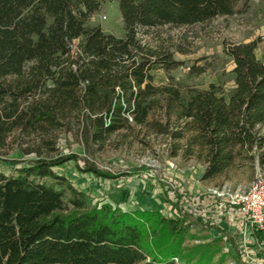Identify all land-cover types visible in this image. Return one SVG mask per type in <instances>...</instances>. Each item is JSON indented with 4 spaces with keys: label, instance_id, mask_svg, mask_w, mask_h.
I'll return each mask as SVG.
<instances>
[{
    "label": "trees",
    "instance_id": "1",
    "mask_svg": "<svg viewBox=\"0 0 264 264\" xmlns=\"http://www.w3.org/2000/svg\"><path fill=\"white\" fill-rule=\"evenodd\" d=\"M106 0H0V264H214V241L188 246L198 223L158 210L94 204L55 168L113 177L88 158L62 153L64 133L88 150L113 135L164 136L171 158L204 165L219 187L264 167V53L260 38L225 42L234 84L191 85L172 72L192 49L170 30L247 12L251 0H115L125 33L90 24ZM208 65H194L199 76ZM164 70L167 83H156ZM224 261L223 255H221Z\"/></svg>",
    "mask_w": 264,
    "mask_h": 264
},
{
    "label": "rangeland",
    "instance_id": "2",
    "mask_svg": "<svg viewBox=\"0 0 264 264\" xmlns=\"http://www.w3.org/2000/svg\"><path fill=\"white\" fill-rule=\"evenodd\" d=\"M90 24H101L110 33L123 36L124 20L119 3L106 0L94 14ZM187 35L192 49L189 55L177 53L178 59L186 64L172 74L191 85L207 87L211 82L223 83L227 92L234 89V64L224 53L225 42H242L260 38L258 54L264 53V0H251L247 12L232 17L212 20L208 25L194 26L186 30H170L178 38ZM208 65V70L199 76L191 75L194 65ZM156 83H167L164 70L156 72ZM62 153H76L88 158L100 170L113 177H103L94 172L81 170L84 159L70 161L55 170L69 178L80 190L91 198L94 204L111 203L122 210H158L166 216L188 218L196 222L190 234L196 240H187L188 246L213 242L221 252L216 255L214 264H264V231L254 232L244 250V237L238 224L237 214L218 197L211 195L216 184L202 179L205 167L194 160L183 161L171 158L167 153V138L127 132L113 135L105 147L88 150L77 140L74 132L64 133L59 142ZM18 150L0 158V172L12 174L26 159ZM258 172L264 174V167L257 165L255 170L241 171L232 180L222 185L232 191L247 189ZM221 255L225 258L221 259Z\"/></svg>",
    "mask_w": 264,
    "mask_h": 264
},
{
    "label": "built area",
    "instance_id": "3",
    "mask_svg": "<svg viewBox=\"0 0 264 264\" xmlns=\"http://www.w3.org/2000/svg\"><path fill=\"white\" fill-rule=\"evenodd\" d=\"M227 188H212L210 193L236 212L244 237V250L247 252L251 235L264 231V174L258 172L254 182L247 189L232 191Z\"/></svg>",
    "mask_w": 264,
    "mask_h": 264
}]
</instances>
